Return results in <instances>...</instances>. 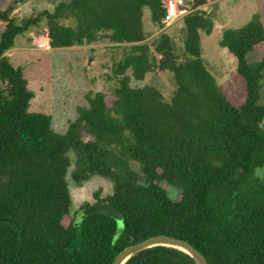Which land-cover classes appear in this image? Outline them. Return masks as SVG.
I'll return each instance as SVG.
<instances>
[{"label": "trees", "instance_id": "1", "mask_svg": "<svg viewBox=\"0 0 264 264\" xmlns=\"http://www.w3.org/2000/svg\"><path fill=\"white\" fill-rule=\"evenodd\" d=\"M24 1L0 0V264H110L123 248L156 235L186 241L206 264H264V176L256 175L264 166V106H255L264 70L259 11L219 41L245 89L242 105L233 106L200 58V33L213 29L211 13L200 9L208 0H193L178 42L164 32L146 42L143 10L161 29L162 0H69L11 17ZM42 20L51 49L105 46L107 80L116 84L110 93L87 92L63 134L48 115L28 111L34 94L5 56L16 36ZM249 52L257 53L255 63L246 61ZM164 71L174 82L168 102L151 86L129 85ZM67 175L78 187L93 176L109 180L112 193L94 192L92 206L115 209L123 226L101 214L64 225L72 205ZM124 264L196 263L157 246Z\"/></svg>", "mask_w": 264, "mask_h": 264}, {"label": "rangeland", "instance_id": "2", "mask_svg": "<svg viewBox=\"0 0 264 264\" xmlns=\"http://www.w3.org/2000/svg\"><path fill=\"white\" fill-rule=\"evenodd\" d=\"M69 0H25L17 5L11 13L15 19L35 16L41 11H51L58 2ZM200 9L211 13L213 29L210 34L200 33V58L206 70L221 87L224 97L233 105L241 106L245 98L242 79L236 74L235 58L225 48L219 46V41L225 31L236 30L244 26L255 13H260L264 23V0H208ZM69 25L73 22L69 21ZM143 24L150 33L146 42H150L161 32L180 39L181 20L166 29H157L150 24L149 12L143 10ZM5 24L0 22V35ZM45 22L30 26L23 34L14 39L12 48L5 52L13 68H21L26 87L33 92L28 111L48 115L54 132L65 133L68 123L77 117V109L86 106L85 94L89 91L110 93L116 86L115 82L107 80L110 75V53L105 46L67 47L58 49H36L35 43L45 36ZM116 53V52H115ZM248 63H255L258 55L249 52L245 56ZM129 85L137 88L151 86L168 102L174 90L172 75L168 71L147 73L143 80L130 79ZM260 90L255 106H264V70L259 81ZM72 158V155L70 154ZM133 168L136 167L133 165ZM258 177L264 176V166L256 170ZM67 188L72 200L70 216L63 219L67 225L71 219L78 225L84 216L81 208L84 204L92 206L95 202L93 193L98 191L99 197L112 193L109 180L93 176L81 186H75L69 176H66ZM169 198H176L177 191L165 187Z\"/></svg>", "mask_w": 264, "mask_h": 264}, {"label": "water", "instance_id": "3", "mask_svg": "<svg viewBox=\"0 0 264 264\" xmlns=\"http://www.w3.org/2000/svg\"><path fill=\"white\" fill-rule=\"evenodd\" d=\"M202 14L206 15L205 12H202ZM82 212L84 213V215L101 214L108 216L112 218L118 226H123L121 215L115 209L109 206H89L86 207ZM157 246H164L179 250L191 257L196 264H206L205 259L201 255V253L189 243L184 240L165 235L152 236L139 243L132 244L123 248L115 255L110 264H124L130 257L135 255L136 253Z\"/></svg>", "mask_w": 264, "mask_h": 264}, {"label": "built area", "instance_id": "4", "mask_svg": "<svg viewBox=\"0 0 264 264\" xmlns=\"http://www.w3.org/2000/svg\"><path fill=\"white\" fill-rule=\"evenodd\" d=\"M162 3L165 9L161 20L162 30L174 25L193 11V0H162ZM48 42L47 33H45V36L35 43V48L49 49Z\"/></svg>", "mask_w": 264, "mask_h": 264}]
</instances>
